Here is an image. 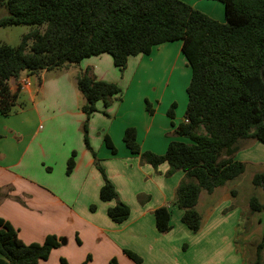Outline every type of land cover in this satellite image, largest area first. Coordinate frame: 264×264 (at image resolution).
<instances>
[{"label": "crops", "instance_id": "crops-1", "mask_svg": "<svg viewBox=\"0 0 264 264\" xmlns=\"http://www.w3.org/2000/svg\"><path fill=\"white\" fill-rule=\"evenodd\" d=\"M187 3L221 23L226 21L225 12L213 2ZM181 48L182 43H165L154 47L150 55L130 57L123 73L109 54H102L60 70L24 73L11 81L14 91L21 90L12 113H0V218L12 224L25 244L43 243L51 234L65 238L66 244L40 264H110L113 258L119 264H136L124 250L140 256L142 264H248L239 235L245 232L244 217L249 213L246 220L252 223L246 241L256 237L257 213L250 214L248 206L242 209L235 200L237 194L223 191L224 185L212 194H200L196 209L202 215V227L193 233L182 222L183 210L174 204L185 173L177 171L168 177V164L157 170L142 164L123 140L125 130L133 127L142 151L158 155L167 151L171 141L189 142L174 135L185 120L192 77L184 55L179 60L188 75L183 89L178 90L171 78L159 79L160 54L181 52ZM87 69L98 80L116 83L123 90L122 98L108 108L98 102L99 112L92 115L88 126L90 144L101 166L119 200L130 207L129 219L121 224L108 216L116 201L100 199L104 180L84 143L85 99L77 77ZM142 82L155 91L154 97L144 91ZM146 101L155 110L153 115ZM174 103L175 118L171 119L168 110ZM105 136L110 137L116 153L107 147ZM73 152L76 165L67 175ZM235 159L247 166L264 165V144L245 142ZM162 206L171 210L172 230L165 234L158 232L154 215Z\"/></svg>", "mask_w": 264, "mask_h": 264}, {"label": "trees", "instance_id": "trees-1", "mask_svg": "<svg viewBox=\"0 0 264 264\" xmlns=\"http://www.w3.org/2000/svg\"><path fill=\"white\" fill-rule=\"evenodd\" d=\"M212 1L224 5L225 23L194 9L186 0H7L4 4L9 14L0 18V27L37 28L25 34L17 47L0 46V113L8 116L19 104L21 88L14 91L11 81L24 73L60 70L102 54H109L123 73L130 57L150 55L158 45L181 41L192 77L185 120L174 135L189 142L171 141L167 151L158 155L142 151L133 127L125 130L123 140L142 164L157 170L166 163L168 177L177 171L185 173L174 204L184 212L182 222L198 233L202 227V215L196 209L200 194H212L246 172V164L235 159L245 142L264 144V0ZM77 87L85 99L84 143L104 180L100 199L116 201L108 216L121 224L129 219L130 207L119 200L101 166L90 144L88 126L92 115L99 112L98 102L108 108L122 98L123 90L116 83L98 80L92 69L80 72ZM176 107L174 103L168 110L171 119ZM146 109L155 113L148 101ZM105 142L116 153L109 136ZM75 158L73 152L67 175L74 170ZM252 182L255 188H264V171ZM249 209L250 214L262 213L264 203L253 196ZM154 215L158 232L172 230L168 206L156 209ZM65 244V238L54 234L43 243L25 244L12 224L0 218V264H40ZM255 244L254 260L248 264H264V234ZM124 253L142 264L136 253ZM110 264L119 263L113 258Z\"/></svg>", "mask_w": 264, "mask_h": 264}, {"label": "rangeland", "instance_id": "rangeland-1", "mask_svg": "<svg viewBox=\"0 0 264 264\" xmlns=\"http://www.w3.org/2000/svg\"><path fill=\"white\" fill-rule=\"evenodd\" d=\"M6 1L7 0H0V18L5 17L9 14L7 6L4 4ZM188 1L189 0H187V2ZM190 2H196V3L202 2L205 4H207V2H213L222 8L224 14L223 5L220 2L210 1V0H190ZM206 8L208 10L212 9L211 6H208ZM36 28H37L36 26H29V25L0 27V46L5 44L11 47H17L21 43L23 36ZM176 43H181V41H178ZM181 54L183 55L182 50L181 52L179 50L178 52L173 50L162 52V54H160V58L162 60L160 61V65H159V70H160L159 73L161 74L159 79L165 81L167 80L166 77H168L169 80L171 78L173 85L178 90L183 89L188 80V75L186 74L185 70L183 69V67H181L179 63V60L181 59ZM156 76L158 77V73L156 74ZM142 84L145 87L144 90L145 92L147 91L152 97L156 95L154 93L155 91H153V89L149 87V85L144 84L143 82ZM162 105H164V102L162 103ZM263 171H264V165H262L261 163L248 165V166L246 165V172L242 176L232 181H229L221 189L223 191H228L229 193L231 191H236L237 196L235 200H237V202L239 203L242 209L245 208L246 206L249 207V201L253 196H256L262 203H264V188H255L252 182L253 177L258 173H262ZM248 215L249 213L247 214V216L244 217L245 219L244 224L246 227H245V232H242L239 235L240 236L239 245L242 251L246 254V256L249 257L248 263H250L251 261L254 260V250L256 245L255 243L264 234V212L256 214L258 220V222L255 225L256 237L252 239L250 242H248V240L246 241L247 230L252 223V221L246 220Z\"/></svg>", "mask_w": 264, "mask_h": 264}, {"label": "water", "instance_id": "water-1", "mask_svg": "<svg viewBox=\"0 0 264 264\" xmlns=\"http://www.w3.org/2000/svg\"><path fill=\"white\" fill-rule=\"evenodd\" d=\"M262 78H263V82H264V72L262 71Z\"/></svg>", "mask_w": 264, "mask_h": 264}]
</instances>
